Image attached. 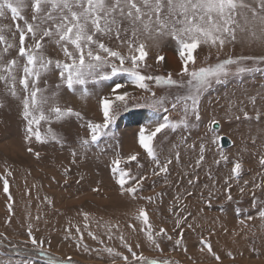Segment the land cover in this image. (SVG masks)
I'll return each instance as SVG.
<instances>
[{"label": "rangeland", "instance_id": "rangeland-1", "mask_svg": "<svg viewBox=\"0 0 264 264\" xmlns=\"http://www.w3.org/2000/svg\"><path fill=\"white\" fill-rule=\"evenodd\" d=\"M24 14L30 19L31 9H25ZM15 23L10 16L0 19V26L12 27V32H4L12 43H18V34L13 35ZM141 39L146 38L141 36ZM104 42L114 48L118 45L114 39L104 38ZM147 45L148 56L144 62L147 66L141 68L143 74L165 78L171 74L173 80L187 81L186 76L179 75L182 61L172 38H160L158 42L147 40ZM0 48H3L2 44ZM167 53L177 58L178 69L168 63ZM45 54L53 60L64 59L59 47L47 39ZM16 56L13 48L5 59ZM160 56L164 57L163 61H158ZM261 56H264V44L238 38L237 42L226 43L220 50L202 45L195 66L215 65L229 58ZM245 65L251 71L243 75L232 74L221 83L213 82L201 93L198 120L189 115L187 127L181 124L175 130L165 129L157 135L154 143L161 162L165 158L173 161L168 166V173L159 175H153L158 169L140 148L138 133L141 127H154L165 117L172 123H179L187 86H157L155 82H149L155 93L153 97L151 92L131 85L126 74H118L109 81L90 82L89 94L82 99L79 86L76 91L68 89L55 70L42 77L39 86L47 89L46 94L58 93L61 107H71L83 116V120L73 117L51 124L53 131L63 138L61 146L52 141L41 144L35 138L31 142L25 139L22 105L5 92L4 84L0 82V103L3 104L0 107V264L7 261L19 264L28 259L33 264H46V257L26 243L30 240V225L32 234L44 241L46 251L59 259L71 257L74 264H123L120 256L105 251L112 248L131 259L119 239L121 235L138 254L160 261L170 260L172 264H264V219L259 215L264 211V165L260 164L264 157V63L246 60ZM115 83L127 85L120 91L130 93L132 111L121 112L110 126L109 134L98 144L85 149L81 140L90 138L85 122H102L99 100L110 93ZM57 85L61 86L57 88ZM251 97H255V104ZM156 98L164 99L167 112L163 108L157 111L135 107ZM174 102L177 103L175 109L172 108ZM245 112L252 119H245ZM237 116L240 119H236ZM213 120L218 121L220 130H212ZM48 127L42 122L41 133L44 134ZM217 136L229 137L234 146L222 148L214 142ZM201 145L204 146V160L197 164ZM29 148L33 151L29 152ZM73 151L77 153L75 163L72 162ZM177 151L179 162L175 160ZM37 152L39 158L35 155ZM134 152L139 153L138 162L120 166L138 177H146L140 195L152 197L151 203L145 199L133 200L128 194L121 195L112 175V159L117 154L126 159ZM221 154L227 156V163H216ZM237 161L243 164L239 177L231 171ZM8 171L11 176L7 175ZM4 178L9 182L11 201L8 193L3 191ZM229 194L231 200L227 198ZM9 203L12 204L11 212ZM141 207L148 211L154 231L163 227L173 237L172 240L158 238L162 252L147 241L141 230L144 226L135 219ZM84 213L89 214L87 221ZM177 219L182 221L179 227ZM131 225L135 226V231ZM77 227L80 233H77ZM89 231L97 239L89 236ZM181 231L182 242L176 245ZM202 240L211 245L220 257L219 261L206 248L200 250Z\"/></svg>", "mask_w": 264, "mask_h": 264}, {"label": "snow or ice", "instance_id": "snow-or-ice-1", "mask_svg": "<svg viewBox=\"0 0 264 264\" xmlns=\"http://www.w3.org/2000/svg\"><path fill=\"white\" fill-rule=\"evenodd\" d=\"M27 8L31 9L30 19L24 14ZM9 16L16 22L13 35L18 34V43L10 42L4 35L5 30L12 32V27L0 26V44L3 45V48H0V82H3L5 92L19 100L22 105V117L26 121L25 139L29 142L35 138L41 144L52 141L63 146V138L53 131L51 124L73 117L83 120L80 112L71 107H61L57 98L58 93L46 94L47 89L39 86L41 78L55 70H58L61 83L68 89L76 91L79 86L82 99L89 94L90 82L109 81L118 74H126L131 85L144 92H151L153 97L155 93L152 92L149 82H155L157 86L170 85L178 88L187 86L188 91L181 105L183 117L179 123H172L165 117L162 122L155 123L154 127L145 125L139 130V146L158 169L153 175L167 174L168 166L173 162L172 158H165L161 162L154 143L157 135L165 129L175 130L181 124L187 127L189 115L198 120L199 97L213 82L221 83L232 74L243 75L251 71L245 65L246 60L264 63V56H261L229 58L215 65L199 68L195 66L197 53L202 45L220 50L226 43L237 42L238 38L241 41L264 44V0H0V19H7ZM141 36L146 39L142 40ZM167 37L172 38L177 45L182 61L179 75L186 76L187 81L173 80L171 74L165 78L143 74L141 71L142 67L147 66L144 63L148 56L147 40L158 42L160 38ZM104 38L116 40L117 47L106 44ZM46 39L59 47L63 53V60H53L45 54ZM13 48L16 49L17 56L5 59L6 54ZM163 60V56L158 57V61ZM60 86L57 85V88ZM126 87V84L115 83L110 93L100 98L103 120L101 123L85 122L90 138L81 140L82 147L87 149L92 144H98L102 137L109 134L110 126L115 123L121 112L132 111L129 106L130 93L120 91ZM250 100L255 104V97H251ZM164 103L163 98H156L150 103L135 107H146L157 111L163 108L167 112L168 108L164 107ZM2 106L3 104L0 103V107ZM176 107L177 103L174 102L172 108ZM244 118L252 119L247 112L244 113ZM236 119L240 117L237 116ZM256 119H260L259 113ZM42 122L49 126L44 134L40 131ZM216 124L218 121L213 120L211 125L213 131ZM220 139L217 136L214 142L219 143ZM28 151L32 152L33 149L29 148ZM200 152L197 164L204 160L203 145ZM35 155L39 158L38 152ZM76 155L77 153L73 151V163ZM138 156L139 153L134 152L125 159L117 154L111 161V172L119 185L121 195L128 194L133 200L145 199L151 203L152 197L140 195L146 177H138L120 166L123 163L138 162ZM227 159L226 155L221 154L216 163L219 164L220 161L227 163ZM175 160L177 162L180 160L178 151L175 153ZM260 164L264 165V157H261ZM242 167L243 164L237 161L231 171L239 177ZM7 175L11 176L12 173L8 171ZM98 190L94 189V191ZM3 191L8 193V200L11 201L9 182L6 178L3 179ZM227 198L231 200L232 197L229 194ZM8 209L12 211L11 203ZM259 215L264 219V211ZM88 218L89 214L84 213L85 221ZM135 219L144 226L141 230L156 250L163 251L158 238L173 239L163 227L158 232L154 231L145 208H139ZM181 223V219H177V227ZM240 223L244 224V221L241 220ZM85 227L87 228L88 225L85 224ZM116 227L118 229L119 226ZM131 227L135 231V226L131 225ZM188 227L191 225L189 224ZM76 231L80 233V228L77 227ZM88 234L93 239H97L91 231ZM178 235L180 239L175 241L176 245L181 244L183 231ZM28 236L30 240L26 243H30L39 255L46 257V264H74L71 257L67 260L59 259L46 251L43 247L44 241L38 240L32 234L31 225ZM80 239H83L82 234ZM119 239L131 255V259L127 255L114 252L112 248H106L105 251L110 255L120 256L123 264H172L170 260L160 261L150 259L143 253L138 254L123 235ZM201 243L203 245L201 251L206 248L217 261L220 260L210 244L203 240ZM228 255L232 257L231 252ZM6 264L12 262L7 261ZM19 264H33V262L28 259L20 261Z\"/></svg>", "mask_w": 264, "mask_h": 264}, {"label": "water", "instance_id": "water-1", "mask_svg": "<svg viewBox=\"0 0 264 264\" xmlns=\"http://www.w3.org/2000/svg\"><path fill=\"white\" fill-rule=\"evenodd\" d=\"M214 127H215L216 130H220V125L219 124H216ZM219 144H220V146L222 148H225V149H228V148H231V147L234 146L233 141L227 136L221 137V139L219 141Z\"/></svg>", "mask_w": 264, "mask_h": 264}, {"label": "bare ground", "instance_id": "bare-ground-1", "mask_svg": "<svg viewBox=\"0 0 264 264\" xmlns=\"http://www.w3.org/2000/svg\"><path fill=\"white\" fill-rule=\"evenodd\" d=\"M180 59V58H179ZM167 60H168V63L170 64V65H172V66H174L175 68H177L178 67V60H177V58L173 55V54H171V53H167ZM178 69V68H177ZM103 93V92H102ZM232 140V139H231ZM233 141V140H232ZM12 145H13V143H12ZM14 146V145H13ZM3 147V146H2ZM15 152H17V151H19L18 149L16 150V149H13ZM21 150V149H20ZM5 151V150H4ZM20 152V151H19ZM11 153V152H10ZM21 153V152H20ZM12 154H14L13 152L11 153V155ZM13 156H15V155H13ZM16 157V156H15Z\"/></svg>", "mask_w": 264, "mask_h": 264}]
</instances>
